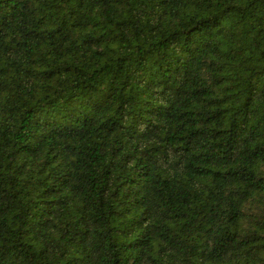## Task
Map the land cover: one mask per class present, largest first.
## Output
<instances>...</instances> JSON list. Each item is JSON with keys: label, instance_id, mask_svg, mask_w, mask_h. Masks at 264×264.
<instances>
[{"label": "trees", "instance_id": "trees-1", "mask_svg": "<svg viewBox=\"0 0 264 264\" xmlns=\"http://www.w3.org/2000/svg\"><path fill=\"white\" fill-rule=\"evenodd\" d=\"M0 264H264V0H0Z\"/></svg>", "mask_w": 264, "mask_h": 264}]
</instances>
